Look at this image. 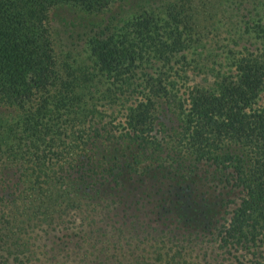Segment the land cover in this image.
<instances>
[{
	"label": "trees",
	"instance_id": "obj_1",
	"mask_svg": "<svg viewBox=\"0 0 264 264\" xmlns=\"http://www.w3.org/2000/svg\"><path fill=\"white\" fill-rule=\"evenodd\" d=\"M119 1L0 0V264H264V0H160L96 26L76 54L56 49L54 7ZM228 8L247 10L231 34L247 46L202 63ZM190 70L207 77L188 83ZM121 106L119 134L101 127L100 107ZM167 109L171 128L158 121ZM98 137L139 150L129 163L83 160ZM215 185L242 194L228 222L221 201L200 200ZM149 190L160 197L144 203ZM145 204L159 222H121Z\"/></svg>",
	"mask_w": 264,
	"mask_h": 264
},
{
	"label": "rangeland",
	"instance_id": "obj_2",
	"mask_svg": "<svg viewBox=\"0 0 264 264\" xmlns=\"http://www.w3.org/2000/svg\"><path fill=\"white\" fill-rule=\"evenodd\" d=\"M157 1L160 0H121L112 5L111 8L99 13H90L75 10L74 8L69 6H56L50 11L49 14V25L53 34L54 45L58 51L61 50V52H68V50H71L76 54L79 50H84V39L93 33L96 26L102 25L105 21L110 20L113 17H117L118 20L126 19L138 10L142 9V7L145 8L146 6L148 8ZM227 10L228 11H226V13L224 14L226 15V18L221 17V13L216 16L221 20L217 23V28H213L214 30L210 31L204 37V41L201 43L200 47H198L199 49L204 45L207 49H209V52L211 54H217L215 57L208 56L207 58L195 56L202 63H206L208 65H216L221 63L223 64L226 62L222 53L224 50L228 48H238L243 44L247 46V42H245V40L238 43L237 39L233 42L231 41V34L234 35V32L237 33L239 30H243L244 25L239 23V25L236 26V22H239L240 20L244 21L247 18V10L241 9L237 11L235 9L232 10L231 8H228ZM208 28H211V26L207 27L205 31ZM175 66L176 68H178L179 66H181V64H176ZM199 72L200 71L198 70H190L188 75V83H203V79L207 76L204 72ZM131 101H133L132 98ZM131 101H128L127 104L133 103ZM100 109H104V117L100 123V126L102 127L103 125H105L107 129L112 130L113 132H115V130L117 129L115 134H119V131L122 130L124 125L126 112L124 107L121 106L115 109L100 107ZM158 121L162 122L167 128H171L177 124V116L172 110L167 109L164 112H159ZM157 128H159V125H157ZM158 135L160 137L159 139L161 140L163 134L160 133ZM122 143V145H119L117 142H112L111 140H106L104 138L98 137L93 141V145L90 146L92 147L91 150L87 151L85 157H83V160L96 162L97 154L100 153L104 159H107L111 163L115 160L118 162V164L120 162L129 163L132 161L131 159H133L132 154H135V152L139 150L138 145L132 142ZM141 151L143 150H140V152ZM152 160V156L147 157L146 155H144L136 157V159L134 157L135 163H133L138 167L137 172L143 173L142 171H145L147 167L152 165ZM100 168L102 169L101 164ZM141 190H143L142 187L137 188V191ZM222 190L223 195L216 196L217 192ZM228 190L230 191L227 192ZM198 193L200 195V200L203 199L204 201V199H206L207 202L221 201L220 203L224 207L220 208L221 211L217 213L216 217L218 216L219 221L225 222H228L230 220L233 214V210L238 205L242 196L240 190L232 187L231 185L226 188H217V186L215 185L209 190L207 188L206 190L199 189ZM134 196L138 197L135 191L128 195L127 200H134ZM158 196L160 197L159 193L155 194L154 192L149 190L147 195H141L140 200L144 203H147V201L152 202L155 201ZM146 205L147 204L141 206L139 205L140 209L139 207L136 209L131 208L133 207V205L128 208H122L123 211L121 213L123 214L124 219L121 222H159V220L157 221V218H155L159 216L158 214L154 215V217H152V219L150 220L143 218V210ZM134 215L138 218V220L133 219ZM166 216H168V214ZM258 242H260V250L261 244L263 250L264 235L261 234L260 241ZM242 252L243 251L241 250H231L230 256H237L239 254H242ZM250 255L251 253H246L245 257L248 258L247 256Z\"/></svg>",
	"mask_w": 264,
	"mask_h": 264
}]
</instances>
